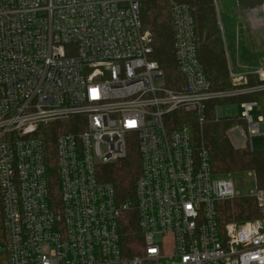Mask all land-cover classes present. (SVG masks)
<instances>
[{
    "label": "built area",
    "instance_id": "2783aa9c",
    "mask_svg": "<svg viewBox=\"0 0 264 264\" xmlns=\"http://www.w3.org/2000/svg\"><path fill=\"white\" fill-rule=\"evenodd\" d=\"M143 1L0 0V264H264V216L220 228L217 204L237 198L232 183L214 178L208 151H196L187 127L167 126L180 109L203 124L206 102L228 96L211 92L194 12L168 0L183 78L171 89L156 84L165 76L151 59ZM255 107L244 103L241 114L251 150L264 123L251 116ZM233 130L244 140L242 127ZM52 132L59 208L48 185ZM132 144L141 159L135 207L119 205L114 186L101 181ZM132 209L141 235L134 255L120 234L121 214Z\"/></svg>",
    "mask_w": 264,
    "mask_h": 264
},
{
    "label": "trees",
    "instance_id": "16d2710c",
    "mask_svg": "<svg viewBox=\"0 0 264 264\" xmlns=\"http://www.w3.org/2000/svg\"><path fill=\"white\" fill-rule=\"evenodd\" d=\"M188 3L193 12L196 28L197 53L206 77L211 83L213 94H228L209 99L205 104V120L201 124L194 112L176 110L167 118L170 129L187 127L193 145L199 153L205 148L210 157L212 171L216 175H229L238 171H248L255 175L256 183L264 189V151L257 153L248 145L244 150L232 146L227 133L237 126L247 131L248 125L242 115L215 118V110L221 104L241 105L257 103L264 107V79L258 73L246 77V83L236 84L229 68L226 49L219 28L214 0H182ZM168 0H145L141 4V18L145 29L154 38V51L151 59L163 70L166 86L179 89L183 84L175 54L173 22ZM50 135V136H49ZM46 159L48 168V185L53 207L61 204V188L56 165L57 134L46 136ZM141 159L137 144L131 145L127 159L108 166L101 181L110 183L115 188L116 202L123 205L132 201L136 206L135 188L140 176ZM217 220L220 228L227 224H243L263 218L252 196L240 197L217 204ZM120 234L124 249L130 255L136 251L134 245L139 243V215L136 209L124 211L120 217ZM5 227L3 203L0 199V244L4 243Z\"/></svg>",
    "mask_w": 264,
    "mask_h": 264
},
{
    "label": "rangeland",
    "instance_id": "374dc122",
    "mask_svg": "<svg viewBox=\"0 0 264 264\" xmlns=\"http://www.w3.org/2000/svg\"><path fill=\"white\" fill-rule=\"evenodd\" d=\"M215 8L221 34L225 40V44L229 51L231 42H235L240 37L242 40L246 38L245 29H254L257 32L259 39V52L253 55V64L258 67L255 70L260 78H264V0H215ZM263 6V7H262ZM238 28L239 37L235 38V30ZM251 29V30H252ZM239 49V48H237ZM227 51V49H226ZM245 55V54H244ZM234 56V60H236ZM252 65V66H254ZM254 69V68H253ZM234 71V70H233ZM233 81L234 77L232 76ZM235 82V81H234ZM164 80H157V85H162ZM232 93H228L230 95ZM259 114L263 115L262 108H256ZM190 112V111H186ZM218 112L221 117H232L241 112L238 105L221 104L218 107ZM255 120H259L255 113L251 115ZM244 140H249L248 134L245 131ZM261 135L251 138L255 152L262 153L264 151V126L260 124ZM227 136L236 150H244V141L239 139V135L233 129L227 133ZM248 142V141H247ZM246 145V144H245ZM254 173L248 171H238L229 175H217L216 179L229 180L233 187L237 198L252 196L255 192ZM133 249L138 252L139 246L135 244Z\"/></svg>",
    "mask_w": 264,
    "mask_h": 264
},
{
    "label": "crops",
    "instance_id": "0c3cea01",
    "mask_svg": "<svg viewBox=\"0 0 264 264\" xmlns=\"http://www.w3.org/2000/svg\"><path fill=\"white\" fill-rule=\"evenodd\" d=\"M251 29H245L244 32L246 34V38L242 40L239 37L238 28H236L235 38L236 37L237 38L239 37V38L238 40L236 39L235 42L233 41L231 42V45L229 46V51H228L226 44L224 43L225 49H227L226 54L228 58L229 68L231 70L232 76L235 78L234 83L236 84L246 83V77L248 75L257 73V72L249 71V69L255 70L258 68L253 64L252 58H253V55L258 53L260 49L257 32L254 29L252 30ZM236 54H237V58L236 60H234V56H236ZM261 79H264V78H261ZM242 105L243 104L238 105L241 109V112L237 114L238 116L241 115L243 112ZM256 108H262L263 115L259 114V111ZM252 113H255L258 119L264 118V107H260V106L255 107L253 108ZM262 125L264 126V123ZM242 141H244V143L241 148H244L248 145V142H247L248 140H242ZM253 149L255 150L254 147Z\"/></svg>",
    "mask_w": 264,
    "mask_h": 264
},
{
    "label": "bare ground",
    "instance_id": "6f19581e",
    "mask_svg": "<svg viewBox=\"0 0 264 264\" xmlns=\"http://www.w3.org/2000/svg\"><path fill=\"white\" fill-rule=\"evenodd\" d=\"M263 7V6H262ZM264 76V75H263Z\"/></svg>",
    "mask_w": 264,
    "mask_h": 264
}]
</instances>
